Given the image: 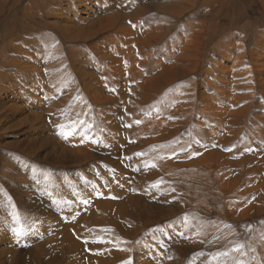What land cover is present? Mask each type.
Instances as JSON below:
<instances>
[{"label": "rangeland", "instance_id": "rangeland-1", "mask_svg": "<svg viewBox=\"0 0 264 264\" xmlns=\"http://www.w3.org/2000/svg\"><path fill=\"white\" fill-rule=\"evenodd\" d=\"M263 18L264 0H0V116L13 114L6 103L12 100L19 109L32 107L39 96L55 105L47 118L53 123L44 130L50 133V145L39 141L43 123L35 134L26 130L12 138L8 130L0 131V168H32L24 172L32 181L30 187L40 178L52 181L46 189L52 188V206L70 212L72 222L104 198L123 200L115 196L108 180L116 175L115 168L124 166L134 172L138 168H222L227 151L233 159L244 157L243 168H264V53L252 52L261 49ZM191 36L198 40L195 54L191 43L182 39ZM161 66L172 78L144 88L145 78L160 75ZM235 72L238 98L231 101L217 89L226 86L224 79ZM211 101L226 107L217 111L227 123L220 131L226 140L220 142L209 141L205 130H211L213 122L199 112L201 105ZM171 105L180 112L170 114ZM158 120L175 130L163 134ZM194 120L205 130L196 129ZM59 139L67 142L66 148L75 149L64 153L61 163L55 161L54 142ZM171 173H162L149 187L170 196L168 204L182 202L189 212L195 205H206L205 194L191 201V185H195L189 178ZM57 174L63 178H56L63 190L53 186ZM7 191L0 187V196ZM59 203L64 206L58 207ZM256 219L244 222L255 224ZM177 221V217L164 218L141 228L139 247L146 246L147 252L151 246L158 249L154 231L173 243L171 224ZM210 254L201 244L187 256L177 257L181 264L201 260L212 264L215 256Z\"/></svg>", "mask_w": 264, "mask_h": 264}, {"label": "bare ground", "instance_id": "bare-ground-1", "mask_svg": "<svg viewBox=\"0 0 264 264\" xmlns=\"http://www.w3.org/2000/svg\"><path fill=\"white\" fill-rule=\"evenodd\" d=\"M141 33L144 34L145 32L142 31ZM182 39L183 42L191 43V52L195 54V49L198 46L197 37L191 36V40ZM263 42L264 39H261L260 50L254 48L252 52L259 53L261 56L264 53ZM172 45L174 44L171 43ZM179 50L176 47L175 53L177 54ZM158 62L153 63L160 65L161 62ZM159 72L160 75L156 74L157 77L145 78L144 88L151 87L158 81H168L172 78L171 72L164 66H161ZM153 74L155 73L153 72ZM236 74V72L232 75L230 73L228 77L226 75L227 78L224 79L226 86L217 89V92L229 96L228 99L230 98L231 101L238 98L234 94L233 85V75ZM260 80L258 79L257 82ZM35 98L36 102L31 103L32 107L28 109H19L13 100L11 102L7 100V110L13 114L0 116V131L8 130L12 138L14 134L18 137L21 135L20 132L24 133L26 130L35 134L39 132L38 126L43 123L45 127H40L42 139L39 141L45 145L51 144L53 141L50 133L48 135L44 130L48 131V127H51L50 124L53 123L48 122V120L49 113L55 105L54 103L49 104L45 97ZM204 98L206 99V97ZM175 105H171L168 109L170 114L180 112V109L177 110ZM14 108L17 110L16 113H14ZM221 109H226V107L212 101L199 107V112L213 122L211 130L209 128L203 129L201 124L195 120L192 122L195 123L196 129L205 130L208 133L210 142L226 140L225 133L220 132L224 130L227 124L226 119H223L225 116L222 118L218 115L217 111ZM15 117L18 119L14 123ZM215 117H219V119H215ZM157 123H159V130L163 134L170 135L168 131L175 130V126L170 125L167 128L163 121L158 120ZM24 125H27L26 129L22 128ZM54 143L56 144L55 161L58 163L62 162L64 153H72L75 150L66 148L64 145L67 142L62 139L56 140ZM18 144L10 145V147L15 148ZM69 145L74 146L72 143ZM4 146L8 147L9 145L4 143ZM35 147L37 149L36 145ZM89 148L91 149V147ZM225 155V167L228 168H138L135 172L133 168H124L123 165V168H115L116 175L108 180L111 183L112 192L116 197H123V200L110 201L104 198L103 201L95 203L92 209L86 210L84 213L81 211L80 215L75 217L76 221L74 222H72L70 212L58 211L56 206H52V188L46 190L48 184L52 185V181L48 182L44 178L42 180L40 178V180H36L38 183L36 186L34 183L30 187L28 184L32 181L24 175V172L26 169L31 170L32 168H0V187L8 188L9 194L13 195L11 200L8 193H4L5 196H0V264H129V261L132 264H181L182 259L177 256L185 257L198 249L201 244L205 245L207 252L211 253L210 256H215L211 261L212 264H264V168L261 166L243 168L244 157L233 159L228 151ZM168 172H172L170 175L176 173L181 178H189L191 184L195 185V188L191 185V201L203 197L205 194L208 199L206 205H195L191 208L190 213L184 210L182 202L166 203L170 196H163L158 189L149 187V183L161 176L162 173ZM57 177L59 180L63 179L62 176L55 175L53 181L56 182V185L53 186L63 190L60 184L62 181L59 183ZM15 182H22L28 186H21L19 183L16 185ZM184 190L187 189L184 188ZM59 195L62 193L58 192V198ZM63 206L62 203L58 204V207ZM176 217L178 224L175 225V222L171 224L173 232L170 236L173 243H167L165 234L162 235L154 231L152 235L155 242H158V249L157 246L155 248L151 246L152 250L147 252L146 250L149 248L147 249L146 246L139 247L137 235L141 228H146L148 224L160 221V219L169 218L173 220ZM254 218H257L258 223L244 222L246 219ZM246 224L250 227H246ZM177 227L181 230L176 229ZM98 232H104L102 233L103 236L94 238L96 237L94 234ZM178 233L185 235L180 238ZM76 234L82 237L78 239ZM85 238H91L92 242L83 240ZM234 248L240 250L232 251ZM95 251L98 252L95 253ZM193 256H191L192 259L195 257ZM208 261L205 263L204 260H201L199 264H208Z\"/></svg>", "mask_w": 264, "mask_h": 264}, {"label": "snow or ice", "instance_id": "snow-or-ice-1", "mask_svg": "<svg viewBox=\"0 0 264 264\" xmlns=\"http://www.w3.org/2000/svg\"><path fill=\"white\" fill-rule=\"evenodd\" d=\"M137 123H139V122H137ZM239 250H240L239 248H234V249H232V251H239ZM224 255H227V253H224ZM129 264H132V262L129 261Z\"/></svg>", "mask_w": 264, "mask_h": 264}]
</instances>
